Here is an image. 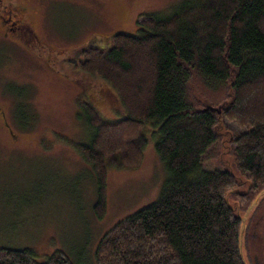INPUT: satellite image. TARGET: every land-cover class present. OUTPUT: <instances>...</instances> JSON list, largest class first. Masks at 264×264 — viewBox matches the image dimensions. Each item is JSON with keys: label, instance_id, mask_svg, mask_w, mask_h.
<instances>
[{"label": "trees", "instance_id": "obj_1", "mask_svg": "<svg viewBox=\"0 0 264 264\" xmlns=\"http://www.w3.org/2000/svg\"><path fill=\"white\" fill-rule=\"evenodd\" d=\"M138 24L136 33L112 36L110 48L83 53L81 70L109 83L124 112L108 120L82 100L92 140L77 148L95 172L100 218L107 170L140 166L147 124L158 128L156 149L169 175L154 203L102 236L96 264H245L243 217L227 195L250 185L232 194L243 212L264 190V0H185ZM227 122L240 127L232 131L231 154L243 185L230 169L203 165ZM0 264L74 263L63 250L38 261L31 248L0 245Z\"/></svg>", "mask_w": 264, "mask_h": 264}, {"label": "rangeland", "instance_id": "obj_2", "mask_svg": "<svg viewBox=\"0 0 264 264\" xmlns=\"http://www.w3.org/2000/svg\"><path fill=\"white\" fill-rule=\"evenodd\" d=\"M184 1H4L29 6L42 44L31 48V43L0 37V105L11 115L9 122H0V245L31 248L38 261L63 250L74 264H96L102 236L158 199L168 166L156 149L158 128L147 124L142 163L135 168H108L107 210L101 218L95 213V172L77 148L92 140V129L80 116L79 105L82 100L93 102L108 120L121 118L124 111L112 86L81 70L80 63L90 46L110 48L111 32L136 33L144 16L168 15ZM10 18L6 16L8 25L13 24ZM23 111L27 118L15 117ZM238 129L234 122L220 127V139L204 156L205 168L230 169L225 162L230 160L240 172L231 161L227 132ZM249 214L261 219L256 240L248 238L246 230L241 234L244 258L253 264V245L264 249V195L241 212L244 218Z\"/></svg>", "mask_w": 264, "mask_h": 264}, {"label": "flooded vegetation", "instance_id": "obj_3", "mask_svg": "<svg viewBox=\"0 0 264 264\" xmlns=\"http://www.w3.org/2000/svg\"><path fill=\"white\" fill-rule=\"evenodd\" d=\"M5 0H0V37L11 40H19L24 45H29L30 47L37 48V46L42 44V41L39 39V36L36 31L35 24L33 23L32 17L29 14L30 8L25 3H12L5 4ZM6 16L11 17L13 24L8 25L6 22ZM117 33H110L113 36ZM110 37V35H109ZM102 45L90 46V47H101ZM25 108V104L21 102ZM18 108H21L22 105H17ZM5 106L0 105V122L4 121L9 122L11 115L7 114ZM23 110V109H21ZM20 110V111H21ZM24 114L16 115L15 117H20L25 119L28 117L27 112L23 111ZM248 225L246 229L247 237L256 240L258 237V227L261 224V219L258 217H253V214H249ZM251 260L253 264H264V249L261 247L253 245L251 249Z\"/></svg>", "mask_w": 264, "mask_h": 264}, {"label": "water", "instance_id": "obj_4", "mask_svg": "<svg viewBox=\"0 0 264 264\" xmlns=\"http://www.w3.org/2000/svg\"><path fill=\"white\" fill-rule=\"evenodd\" d=\"M208 106H209V105H208ZM223 107H224V104H221L219 107L215 108V109L218 111V113H219L220 119H221V116H222V110H223ZM221 126H222V125H220V127H221ZM220 127L218 128V134H219V129H220ZM222 128H223V127H222ZM227 132L230 134L229 140L232 141V138H233V136H232V131H227ZM224 154H225V153H222V154H221V159H222L223 161H225V159H224ZM227 154H228V153H227ZM227 154H226V155H227ZM229 161H230V160H227V161H225V162L231 167L230 170H231V171L237 176V178H238L239 182L241 183V185L247 183L246 178H244L243 176H241L240 172L234 170V169H233V166L229 163ZM231 161H232L233 164H234V161H233V157H232V156H231ZM241 187L244 188V186H241ZM249 187H250V185L248 184L247 187L245 188V190H244L243 192H240V191L238 190V189L240 188V187H239L238 189H236V190H234V191H232V192H229L228 195H227V197H228V201H229L230 205L233 207V209L235 210V212L238 213L241 217H243V216L241 215V210H240V204H239V202H238L237 200H235V199H232V200H231V199H230V196H231L233 193L245 194V193L248 191ZM263 194H264V190L256 196L255 200L259 199V197H261ZM234 200H235V201H234ZM234 202L237 203V206H238L237 208H238V209H236V207H235V205H234ZM247 219H248V216L245 217V218L243 217L242 232H243V230L245 231L246 228H247ZM242 232H241V234H242ZM240 248H241V251H242V255H243V259H244V261H245V264H247L246 259L244 258V254H243V250H242V246H241V244H240Z\"/></svg>", "mask_w": 264, "mask_h": 264}]
</instances>
